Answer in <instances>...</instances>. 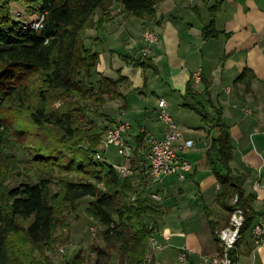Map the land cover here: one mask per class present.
Masks as SVG:
<instances>
[{"label": "trees", "instance_id": "trees-1", "mask_svg": "<svg viewBox=\"0 0 264 264\" xmlns=\"http://www.w3.org/2000/svg\"><path fill=\"white\" fill-rule=\"evenodd\" d=\"M12 1L25 4L28 14L40 15L43 26H24L15 18ZM111 1L120 4L128 15L154 22L156 7L163 0H0V165L7 158L13 163L17 161L12 153L15 147L5 136L7 119H12L7 118L8 108H23L32 131L45 135L52 132V143L68 145L67 150L55 148L49 153L41 150L34 156L42 163L55 161L59 164L57 168L50 166L35 179L13 186H5L3 180L0 181V264H55L52 255L58 244L55 232L61 221L59 210L62 206L65 210L71 209L86 198H92L86 212L102 227L98 232L101 243L92 247L94 259L80 250L64 264H112L113 251L118 253V264H157L155 256L151 261L148 256L152 239L160 240L166 213L164 200L152 197L160 194L159 184L151 188L145 186L149 179L143 169L137 175L121 177L116 166L97 158L96 147L109 129L95 128L94 118L106 116L102 110L107 99L101 93L110 95L113 88H119L118 98L126 99L120 87L128 81L123 76L118 79L100 74V53L86 44L88 29L93 28L98 11L106 10ZM221 6L222 2H218L211 9L213 20L204 29L206 38L217 35L214 17ZM148 61L141 57L129 63L145 69L151 66ZM116 72L118 74V69ZM191 85L187 90L194 95ZM72 96L78 99L74 109L51 107L50 102ZM95 97L96 100H92ZM79 111L83 113L78 114ZM199 112L212 128L219 130L209 152L213 161L218 155L219 166L214 171L220 182L219 202L229 213L228 225L236 207L244 211L240 239L228 252L232 263L237 264L239 247L259 219L253 208L254 196L246 194L247 177L236 174L231 167L235 148L221 115L213 118L207 112ZM78 115L86 118L85 123ZM83 127H87L86 135ZM145 140L146 133H139L137 145H133L135 153ZM64 159H67L65 163ZM129 164H136L135 160H129ZM59 171L69 175L86 173L87 177L75 179L67 175L57 181L55 174ZM135 176H140L137 186L133 181ZM102 184L107 187L101 188ZM65 210L62 209L63 213ZM210 224L213 238L223 254L222 229L213 221ZM187 259H191L189 254Z\"/></svg>", "mask_w": 264, "mask_h": 264}, {"label": "crops", "instance_id": "crops-1", "mask_svg": "<svg viewBox=\"0 0 264 264\" xmlns=\"http://www.w3.org/2000/svg\"><path fill=\"white\" fill-rule=\"evenodd\" d=\"M218 2L222 6L214 17L217 35L206 38L204 29L213 20L211 9ZM118 7V36L113 37L118 39V49L108 45L114 53L118 50V62L98 65L100 74L118 69L115 77L128 80L123 91L126 99L118 102L126 111L118 121L131 122L127 119L131 117L139 133L162 139L168 132L158 118L159 101L164 99L178 126L196 143L184 153L194 165L188 178L166 177L157 186L166 212L159 237L163 248L155 254L157 264H215L221 253L210 221L224 229L229 213L219 202L220 182L214 171L218 155L213 161L209 152L219 130L199 110L213 118L221 115L228 126L235 148L231 167L247 177L245 191L254 196L253 208L260 218L264 214V0H163L156 7L154 22ZM146 30L156 32L159 40L151 66L144 69L129 62L141 58ZM97 42L105 45L106 40ZM200 69L203 81L192 82ZM190 83L194 95L188 93ZM133 129L127 137L137 145L139 133ZM148 150L145 140L138 153H131L137 173ZM239 250L237 264H264V246L256 247L251 233ZM184 252L191 259L181 260ZM205 258L210 261L204 263Z\"/></svg>", "mask_w": 264, "mask_h": 264}, {"label": "rangeland", "instance_id": "rangeland-1", "mask_svg": "<svg viewBox=\"0 0 264 264\" xmlns=\"http://www.w3.org/2000/svg\"><path fill=\"white\" fill-rule=\"evenodd\" d=\"M11 7L13 9V13L15 14V18L21 20L24 26H29V28H33V26H37L42 20L40 15L28 14L29 9L23 3H17V2L12 1ZM106 8L108 10L101 9L98 11V14L93 22L94 23L93 28L88 29L87 38H86L87 46L91 48L94 47L99 51L100 58H101L100 63L109 62L110 60H111L110 62H112V60H114V62H118V50H116L117 53L116 52L114 53L112 50L108 49L110 48L108 47V45L113 46V44H114L115 49H118V39L117 40L113 39L114 35L118 36V33H117L118 32V8H119L118 3L116 1H111L109 7L106 6ZM104 29H107V30H104ZM98 37L101 38L103 41L106 40V42L108 40L109 43L105 42V45H103L102 42L98 43L97 42V40H99ZM112 40L114 41V43H112ZM144 42H145V48L142 51L141 57L145 59H149L148 62L151 63L153 62L151 55L154 52V45L157 44L158 41L153 44L151 43L148 44L144 38ZM109 75H112L113 77H115L116 73H110ZM33 79L36 80V77ZM118 89L119 88L117 89L113 88V93L110 95L101 93V96H104L105 100L107 99V102L103 104V110H102V112H104L106 116H100V117H95V118L93 116V118L96 121V124H95L96 129H98V126L101 127L102 130L112 127L114 124L118 123V117L119 115H121V112L124 110L126 111V109H123L121 107L124 105H121L120 107H118V102H119ZM120 89L124 91V84L120 87ZM99 96H100V93H99ZM72 97L66 100H63V101H59V100L52 101L50 102L51 107L58 109V108H61L62 106L63 107L66 106L68 110L74 109L77 106L78 99L76 97H73V98ZM92 100H96V97L92 98ZM3 109H4V112L6 113L5 108ZM176 109L177 108L175 107L174 111H178ZM159 110H160V107H159ZM159 110H158V118H159ZM7 111L9 115L7 118H12V119L11 120L7 119L8 126H7V129L5 130V133H6L5 136L8 137V140H10L13 147H15L12 149V153L16 155L17 161L13 163L14 161H12V159L7 158L4 161V163L0 165V181L3 180V184L5 186H13V185L20 183L23 180H28L30 178L35 179L38 174L42 175L41 173L46 172L48 170V167L50 166L52 167L55 166V168H57L56 166L57 163L55 161H51L50 163H42L41 161L38 162V160L35 159L34 156H36L38 152H40L41 150L47 151V153H49L48 151L53 150L55 148H63V149L65 148V150H67L68 145L62 142L52 143L50 140L51 138H53L52 132H49V135H45L44 133H41L40 131H32L33 128L31 127V124H29L30 120L27 115V111H25L23 108L17 106V107L8 108ZM82 113H83L82 111L78 112V114H82ZM78 117L80 120H82L85 123L86 121L85 117H83L82 115H78ZM121 118H125V117H121ZM127 119H130V121L133 123L134 129L131 128V130L132 129L134 130L133 133L134 132L139 133V129L137 127L135 120H133L131 117H127ZM110 120H112L113 122H111ZM86 128L87 127L82 128L84 135H86L85 133ZM131 130L126 135V140L129 145V149L126 152L127 156H130L131 152H132V155L135 152L133 148V145H134L133 141L131 139H128L127 137L128 134L131 133ZM104 135L105 134H103V136ZM103 136H102V139H103ZM148 137H146L147 142H148ZM101 141L96 147V150H97V154L98 152L101 153V156L104 161L114 166H118V167L123 166V165H128L126 163H129V159L126 158V156L121 155L119 153L118 148L111 146L109 148L101 149V143H102ZM85 146L86 145H84V147ZM7 151L9 150L7 149ZM32 157H34V159L30 161ZM66 161L67 159H64L62 162L65 163ZM45 164L47 165L46 167H43L42 169L39 168L41 165H45ZM133 166L135 168L134 175H137L136 171L138 167L135 164ZM38 169H39V172H38ZM139 169H140V172H142L141 171L142 168L140 167ZM88 170H91V169L88 168ZM117 170L119 172V169ZM67 175L69 174H66V173L62 174L61 172L60 173L56 172L55 178L58 181V179L66 178ZM76 175H79V176L75 177ZM69 177L79 179V178L87 177V174L82 173V174L73 175V173H70ZM135 177L136 178H134L133 181L137 186L141 182L138 179L140 178V176H138V178L137 176ZM57 185L59 186V184ZM146 185H148V187L151 188L150 182L145 183V186ZM100 186L103 189L107 187V186H104L103 184ZM57 188L58 187L56 186L55 189ZM163 200L164 198L161 199V201ZM90 201H92V198H86L80 201L78 205L72 206L71 209L68 207L65 210L64 206L60 208L59 212L61 215V221L59 222L56 232H55L58 244L56 247L57 249H56L55 254L52 255L54 257L55 264H64L67 258L72 257L76 252L80 250L87 255H92V257H90L91 259L95 258V254L92 251V247L93 245H98L101 243L98 232L102 227L96 221H94V219L91 216H89V214L86 212V209L88 208ZM62 209L63 211L65 210L64 213ZM15 240L16 239H14V241ZM113 254H114V258H113L112 264H118L119 258H118L117 251H113ZM91 259H90V262H91Z\"/></svg>", "mask_w": 264, "mask_h": 264}, {"label": "built area", "instance_id": "built-area-1", "mask_svg": "<svg viewBox=\"0 0 264 264\" xmlns=\"http://www.w3.org/2000/svg\"><path fill=\"white\" fill-rule=\"evenodd\" d=\"M42 21L43 18L41 22L37 26H33V28L42 27ZM144 38L148 44L156 43L159 40L158 34L153 30H147L144 34ZM202 79L203 76L201 69L196 71L192 76V80L196 83H201ZM159 107V119L167 126L168 132L162 139L156 138L152 135L148 137L149 150L145 161H143L142 169L149 179L151 186L161 184L166 177L170 176H176L179 180L184 181L194 170V165L185 157L184 153L188 152L195 146V141L193 139H188L182 128L178 126L173 116L168 111L166 100H160ZM131 128V122L127 120H119L118 123L114 124L106 131L101 141V149L114 146L118 148L121 155H124L131 160L132 152L130 153V156L126 155V152L129 149L126 135ZM97 158L103 159L100 152H98ZM116 168L119 169L121 177L124 178L135 174L133 165L129 163L128 165L116 166ZM152 197L159 201L163 198L158 193L153 194ZM234 202H237V198ZM244 221V211L240 207H236L231 216L229 225L221 230L220 237L224 253L214 259L215 264H233L228 252L229 249L235 247L240 239V230ZM251 235L256 247L264 246V214L253 226ZM151 246L152 251L148 256L149 261H151L155 254L163 248L158 238L152 239ZM186 258L187 253H182L180 259L185 261ZM209 261V258H205L204 263Z\"/></svg>", "mask_w": 264, "mask_h": 264}]
</instances>
